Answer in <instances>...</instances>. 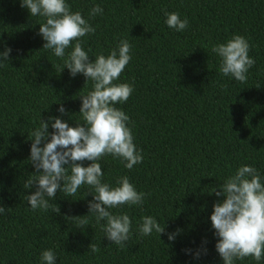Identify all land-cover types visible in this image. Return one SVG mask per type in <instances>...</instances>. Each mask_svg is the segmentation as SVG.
I'll return each instance as SVG.
<instances>
[{"label":"trees","instance_id":"obj_1","mask_svg":"<svg viewBox=\"0 0 264 264\" xmlns=\"http://www.w3.org/2000/svg\"><path fill=\"white\" fill-rule=\"evenodd\" d=\"M66 2L95 28L80 38L93 62L121 40L132 45L131 60L114 83L132 84L134 91L115 107L130 117L143 161L132 169L112 155L98 162L103 183L116 187L127 176L146 196L142 205L109 209L131 219L123 247L106 238L101 227L106 221L98 224L89 213L90 186L82 185L71 197L58 191L48 198L59 213L31 209L25 197L36 189L24 188L37 175L29 160L30 134L50 117L71 127L84 123L81 95L93 90V81L86 82L82 73L73 77L65 67L72 47L65 58L43 49L46 41L38 33L45 17L31 16L21 0H0V52L12 49L0 67V206L6 209L0 214V264H42L47 249L55 252V264H224L211 221L215 203L224 197L212 191H221L244 165L255 167L264 183V0ZM96 5L103 13L92 17ZM165 11L179 12L188 27L169 28ZM234 35L247 39L255 60L246 82L224 76L221 58L212 51ZM61 104L67 110L63 116ZM144 216L156 218L165 232L141 236ZM92 243L98 252H90ZM235 264H264V256Z\"/></svg>","mask_w":264,"mask_h":264},{"label":"clouds","instance_id":"obj_2","mask_svg":"<svg viewBox=\"0 0 264 264\" xmlns=\"http://www.w3.org/2000/svg\"><path fill=\"white\" fill-rule=\"evenodd\" d=\"M21 7L27 8L31 16L46 18L38 33L46 41L43 49H51L55 56L65 58V50L72 47L65 67L73 77L82 73L86 82L93 81V90L81 95L80 114L84 123L78 122L76 127H71L61 117H50L49 121L41 120L40 126L31 132L29 160L37 175L26 180L24 188L35 187L36 190L25 198L33 211H47L51 207L59 213V206L50 204L48 198H55L58 191L71 197L82 185L90 186L94 199L89 201V213L95 216L98 224L106 221L101 225L106 238L123 247L130 239L131 219L127 214L113 215L109 209L125 204L142 205L146 194L138 192L127 176L119 178L116 187L103 183L104 172L98 161L112 155L125 162L127 169L143 161L142 150L134 144L132 129L128 126L130 117L115 107L117 103L127 102L134 91L132 84L114 83L131 60L132 45L121 40L109 55H98L93 62L80 38L94 34L95 28L81 12H73L66 0H21ZM102 13L103 8L96 5L90 16ZM165 16V23L175 31L182 32L189 25L188 19H181L179 12L165 11ZM249 50L247 39L241 35H234L226 43L212 48L221 58L220 72L239 82L247 81V73L255 64ZM11 51L6 47L0 52V67L10 60ZM58 111L61 116L67 114L62 104ZM53 120L54 131L49 133V122ZM84 161L92 163L85 167ZM219 189L221 191L214 189L212 192L224 199L215 203L211 221L219 238L215 247L224 264H235L236 260L246 257L261 261L264 256V183L260 174L251 165L241 166ZM5 212L0 206V214ZM86 223L87 220H81V224ZM153 231L161 235L165 228L156 218L144 216L139 227L141 236L151 235ZM175 236L176 233L169 234V240H174ZM89 250L91 253L99 251L93 243ZM200 254L197 251L196 257ZM41 261L42 264H55V252L44 250Z\"/></svg>","mask_w":264,"mask_h":264}]
</instances>
